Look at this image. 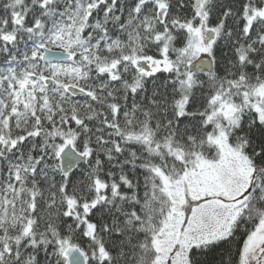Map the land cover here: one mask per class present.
<instances>
[{"label":"snow or ice","instance_id":"6c2138e0","mask_svg":"<svg viewBox=\"0 0 264 264\" xmlns=\"http://www.w3.org/2000/svg\"><path fill=\"white\" fill-rule=\"evenodd\" d=\"M0 264H264V0H0Z\"/></svg>","mask_w":264,"mask_h":264}]
</instances>
